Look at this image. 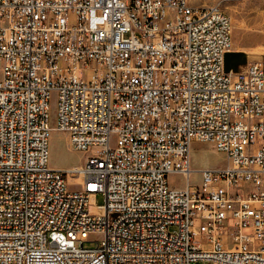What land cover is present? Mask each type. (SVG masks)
I'll return each instance as SVG.
<instances>
[{
	"label": "built area",
	"instance_id": "obj_1",
	"mask_svg": "<svg viewBox=\"0 0 264 264\" xmlns=\"http://www.w3.org/2000/svg\"><path fill=\"white\" fill-rule=\"evenodd\" d=\"M231 28L191 0H0V264H264V59L226 72ZM53 128L82 165L49 166ZM197 141L228 158L198 186Z\"/></svg>",
	"mask_w": 264,
	"mask_h": 264
},
{
	"label": "rangeland",
	"instance_id": "obj_2",
	"mask_svg": "<svg viewBox=\"0 0 264 264\" xmlns=\"http://www.w3.org/2000/svg\"><path fill=\"white\" fill-rule=\"evenodd\" d=\"M196 7L219 5L232 21V51L237 53L238 71L245 68L250 62L264 59V0H191ZM237 55V56H238ZM243 56V57H242ZM242 58V59H241ZM86 77V73H83ZM51 125H56V102L51 103ZM87 155L70 148L67 134L54 129L49 141V166L55 170H67L82 165ZM228 165L225 154L218 152L210 143L193 142L191 146V183L198 186L201 175L198 171L206 169L224 168ZM76 179V181H75ZM69 179L70 189H78L80 179ZM169 184L175 188H185L187 185L184 177L171 175ZM97 206L104 205L105 197L98 194L94 200ZM92 206L90 211H92ZM87 247H96L97 243L89 242ZM194 264H209L196 262Z\"/></svg>",
	"mask_w": 264,
	"mask_h": 264
},
{
	"label": "bare ground",
	"instance_id": "obj_3",
	"mask_svg": "<svg viewBox=\"0 0 264 264\" xmlns=\"http://www.w3.org/2000/svg\"><path fill=\"white\" fill-rule=\"evenodd\" d=\"M232 29V28H231ZM232 32V31H231ZM231 53L233 54L232 55V71L233 72H237L238 71V68L236 67V64H237V61H239L240 60V57H241V55L239 56L237 53H235V52H233V51H231ZM238 55V56H237ZM243 57V56H242ZM242 59V58H241ZM55 128H53V130H54ZM70 145V144H69ZM71 148V147H70ZM232 165V164H231ZM77 167H79V166H77ZM75 178H78V179H80V181L82 180V177L81 176H70L69 177V179H71V180H74ZM68 179V180H69ZM75 181H76V179H75ZM187 185H188V182H187Z\"/></svg>",
	"mask_w": 264,
	"mask_h": 264
},
{
	"label": "water",
	"instance_id": "obj_4",
	"mask_svg": "<svg viewBox=\"0 0 264 264\" xmlns=\"http://www.w3.org/2000/svg\"><path fill=\"white\" fill-rule=\"evenodd\" d=\"M232 53H228L225 56V71L230 72L232 70Z\"/></svg>",
	"mask_w": 264,
	"mask_h": 264
}]
</instances>
